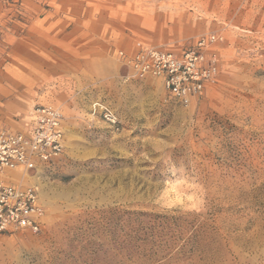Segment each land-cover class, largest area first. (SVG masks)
<instances>
[{
	"label": "rangeland",
	"instance_id": "374dc122",
	"mask_svg": "<svg viewBox=\"0 0 264 264\" xmlns=\"http://www.w3.org/2000/svg\"><path fill=\"white\" fill-rule=\"evenodd\" d=\"M210 35L219 74L190 105L120 56ZM41 37L61 73L26 88L22 45ZM0 93L59 108L65 132L61 155L14 173L43 226L0 234V264H264V0H0Z\"/></svg>",
	"mask_w": 264,
	"mask_h": 264
},
{
	"label": "built area",
	"instance_id": "2783aa9c",
	"mask_svg": "<svg viewBox=\"0 0 264 264\" xmlns=\"http://www.w3.org/2000/svg\"><path fill=\"white\" fill-rule=\"evenodd\" d=\"M210 35L185 48H155L138 42L121 59L135 77L153 76L162 80L167 94L183 105L200 99L217 80L216 54L209 48L221 41ZM105 123L118 125L117 116L108 108L95 105ZM20 131H0V234L41 232L44 208L35 186L13 182L12 173H30L39 165L61 155L65 144L64 116L52 105H40L27 116L17 117Z\"/></svg>",
	"mask_w": 264,
	"mask_h": 264
},
{
	"label": "crops",
	"instance_id": "0c3cea01",
	"mask_svg": "<svg viewBox=\"0 0 264 264\" xmlns=\"http://www.w3.org/2000/svg\"><path fill=\"white\" fill-rule=\"evenodd\" d=\"M37 43L35 49L30 47V43H24L21 57L24 62L34 68H36L37 75L31 76L30 79L26 80L24 83L26 88L39 86L44 82V77L56 78L60 76V69L58 68L57 63L48 62L46 58L41 54L45 53L46 47L56 50L59 46L60 41L53 39L51 43H46L43 40L44 37H41ZM35 52V53H34ZM50 58L55 60L53 55H50ZM32 101V98L28 94L18 93H0V131L1 130H10V131H20L23 126L21 121L17 117L27 116L30 112L28 107L29 102ZM14 177V173L11 174Z\"/></svg>",
	"mask_w": 264,
	"mask_h": 264
},
{
	"label": "clouds",
	"instance_id": "9594fccd",
	"mask_svg": "<svg viewBox=\"0 0 264 264\" xmlns=\"http://www.w3.org/2000/svg\"><path fill=\"white\" fill-rule=\"evenodd\" d=\"M176 183H177V184H183L184 181H183V180H178Z\"/></svg>",
	"mask_w": 264,
	"mask_h": 264
}]
</instances>
